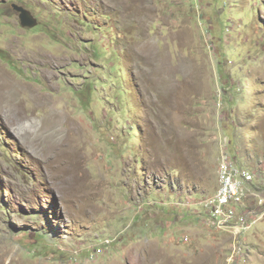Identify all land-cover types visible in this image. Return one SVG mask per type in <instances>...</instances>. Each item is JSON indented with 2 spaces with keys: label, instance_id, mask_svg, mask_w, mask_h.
Segmentation results:
<instances>
[{
  "label": "rangeland",
  "instance_id": "1",
  "mask_svg": "<svg viewBox=\"0 0 264 264\" xmlns=\"http://www.w3.org/2000/svg\"><path fill=\"white\" fill-rule=\"evenodd\" d=\"M0 89V264H264V0H0ZM224 149L242 235L199 205Z\"/></svg>",
  "mask_w": 264,
  "mask_h": 264
},
{
  "label": "built area",
  "instance_id": "2",
  "mask_svg": "<svg viewBox=\"0 0 264 264\" xmlns=\"http://www.w3.org/2000/svg\"><path fill=\"white\" fill-rule=\"evenodd\" d=\"M217 175V190L199 203L207 211L205 224L213 230L245 234L256 222L252 220L251 208L247 205L255 174L224 149Z\"/></svg>",
  "mask_w": 264,
  "mask_h": 264
},
{
  "label": "bare ground",
  "instance_id": "3",
  "mask_svg": "<svg viewBox=\"0 0 264 264\" xmlns=\"http://www.w3.org/2000/svg\"><path fill=\"white\" fill-rule=\"evenodd\" d=\"M49 78V77H48ZM5 79V78H4ZM5 86H6V88L4 89V91H3V94H5V95H9V94H11V96L13 97V99H15L17 102H18V104L16 105V107H15V109L13 110V117L14 118H16V117H18L19 116V114H20V111L19 110H21V109H19V95L21 94V92L19 91V90H17V89H14V86L13 87H11V83H10V86L8 85V84H5ZM29 89V88H28ZM3 90V89H2ZM15 90V91H14ZM0 92H2L1 91V89H0ZM27 95V94H26ZM30 95H31V97H32V99H36V94H34L33 92H32V90H30ZM1 96V95H0ZM7 98V97H6ZM39 99H42V97L40 96V98ZM4 101H5V98L3 99ZM1 102V101H0ZM12 103V102H11ZM54 114H55V112L53 113V115H52V117L54 116ZM57 114H58V112H57ZM67 115V114H66ZM56 116V117H55ZM55 118H54V120H47V121H44L45 123L44 124H42V128L44 127V128H46L47 126H50L49 128H51V129H55V126L57 125V122H59L60 121V119H62V118H64V116H65V114L63 115V113H61V114H58V115H56L55 114ZM66 119H68L67 118V116H66ZM59 120V121H58ZM62 120H64V119H62ZM53 121V122H52ZM69 123V122H68ZM56 124V125H55ZM62 125V124H61ZM67 129V128H66ZM40 130H41V128H40ZM50 130V129H49ZM31 133H33V132H31ZM30 134V133H29ZM54 134V133H53ZM57 134L59 135V133L57 132ZM66 134V133H65ZM51 136H52V134H51ZM50 136V141H51V139L53 138V136L51 137ZM56 137V136H55ZM57 138H60V137H57ZM56 138V139H57ZM55 139V140H56ZM72 139V138H71ZM57 141V140H56ZM56 141H55V143H56ZM54 143V142H53ZM50 149H52V147L50 146ZM63 164V163H62Z\"/></svg>",
  "mask_w": 264,
  "mask_h": 264
},
{
  "label": "water",
  "instance_id": "4",
  "mask_svg": "<svg viewBox=\"0 0 264 264\" xmlns=\"http://www.w3.org/2000/svg\"><path fill=\"white\" fill-rule=\"evenodd\" d=\"M13 8L19 13L22 27L34 28L38 25L37 19L23 6L13 4Z\"/></svg>",
  "mask_w": 264,
  "mask_h": 264
}]
</instances>
